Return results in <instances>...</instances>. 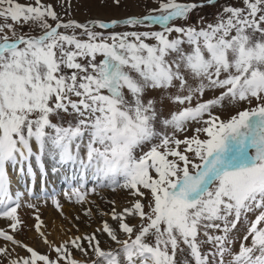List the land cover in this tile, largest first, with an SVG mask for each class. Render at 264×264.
<instances>
[{"label":"snow or ice","instance_id":"1","mask_svg":"<svg viewBox=\"0 0 264 264\" xmlns=\"http://www.w3.org/2000/svg\"><path fill=\"white\" fill-rule=\"evenodd\" d=\"M154 3L79 22L71 0H0V264H264V0ZM10 168L62 169L99 225L57 243L35 215L49 251L17 239L39 196ZM98 188L130 199L103 210Z\"/></svg>","mask_w":264,"mask_h":264},{"label":"rangeland","instance_id":"2","mask_svg":"<svg viewBox=\"0 0 264 264\" xmlns=\"http://www.w3.org/2000/svg\"><path fill=\"white\" fill-rule=\"evenodd\" d=\"M19 2L29 3L32 2V0H19ZM49 2L55 4L57 3V0H49ZM181 2H186V0H181ZM221 2H223V0H221ZM71 3L72 7L68 9L71 14V18L80 21L93 18H101L108 21L130 15H143L147 13L148 8L156 6L154 0H122V3L119 7L114 6L112 4V0H107V3L103 6H101L100 0H71ZM57 11L62 12L59 7H57ZM215 11L216 9L211 7L199 9L193 14L192 19L193 21H196L201 15H203L208 20H211ZM68 18L69 16H64V19ZM116 30L122 31L124 29L118 28ZM230 112L231 109H225L223 111H219V114L222 117H227ZM188 134L190 135L191 131ZM48 165L50 166V162H48ZM9 173L12 179H15L16 181H21L22 178L24 179L23 181H25V179H29L30 181L32 180V178H26L23 171L13 170L10 168ZM56 175L57 174L54 172H49L47 175L46 184H49V180L52 181L53 176L57 177L56 181H59V179H61L60 177L64 176V171L61 169L59 171V175ZM37 176H39V170L37 172ZM40 181L36 178L35 187L41 185ZM46 184L43 183V185ZM60 185L50 191H47L50 195L43 196L38 193L37 196H39V199L33 198L27 201L29 203L36 204L38 211L37 209L29 208L27 206H22L19 209V215L25 222L26 226L23 227L20 232L16 233V238L36 248L41 253H47L49 249L47 245L43 244L32 227L35 223V215H40L41 219L43 220L45 225L43 230L46 232V234H48V238L57 243L72 235H79L85 232L90 233L100 223V217L96 214L95 205H79L75 203V197H72V199L69 200L66 193L70 194L72 187L63 186V184L61 186ZM86 186L88 189H91L92 187H95V183L90 181ZM41 191L42 194L45 193L44 190L41 189ZM53 197L61 204L63 215H61V212L53 204ZM128 199H130V197H128L127 192L120 189L112 192L107 188H98L96 194H92L91 192L89 194V200L95 201V203L98 204L103 210H107L110 207V205L107 203L109 200H115L117 207H120L124 206ZM85 207L93 208V216L91 219L83 214ZM76 216H79L80 219L76 220ZM76 226L79 227V232H77ZM5 227H7V223L6 225H0V228ZM240 234H243V228L240 229ZM54 235L57 238H55ZM55 239H57V241ZM105 241H107V237H101L102 245L107 247V243H105ZM0 244H3V241H0ZM16 252L22 256L27 255V253L21 248H16ZM51 255L53 258H55V253H51ZM75 255L77 258H79V253H75Z\"/></svg>","mask_w":264,"mask_h":264},{"label":"bare ground","instance_id":"3","mask_svg":"<svg viewBox=\"0 0 264 264\" xmlns=\"http://www.w3.org/2000/svg\"><path fill=\"white\" fill-rule=\"evenodd\" d=\"M57 176V175H56ZM60 177V176H59ZM61 179H59V181L57 180L56 181V179H57V177H55V176H53L52 177V181H50L49 180V178H48V180H49V184L47 185L46 184V182L44 181V180H42V181H40L41 182V185L40 186H38V187H36V192H37V194L38 193H41L42 191H41V189L42 190H44L45 192L46 191H50V190H52L53 188H55V187H58L60 184L62 185V183L65 181L66 182V184H71V185H73V186H75V183L77 184V185H79L76 181H74V180H71V179H67L66 177H65V174H64V176L63 177H60ZM24 179L22 178L21 179V181H20V184L21 185H23L24 183L23 182H25V181H23ZM32 182L30 183V185L29 186H31L32 184H35V182H36V178H32V180H31ZM15 182H16V180L15 179H13V184L15 185ZM86 182H88V181H86ZM85 182V183H86ZM43 183H45L46 185H43ZM60 185V186H61ZM38 188V189H37ZM6 221L5 220H3V219H0V225H6ZM56 225V224H55ZM55 236V235H54ZM55 238H57L56 236H55ZM56 241H57V239H55Z\"/></svg>","mask_w":264,"mask_h":264},{"label":"water","instance_id":"4","mask_svg":"<svg viewBox=\"0 0 264 264\" xmlns=\"http://www.w3.org/2000/svg\"><path fill=\"white\" fill-rule=\"evenodd\" d=\"M87 20H89V19H87ZM87 20H85V21H82V22H86Z\"/></svg>","mask_w":264,"mask_h":264}]
</instances>
